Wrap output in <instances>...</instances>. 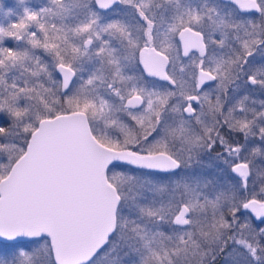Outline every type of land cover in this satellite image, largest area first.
Wrapping results in <instances>:
<instances>
[{
    "label": "snow or ice",
    "instance_id": "obj_1",
    "mask_svg": "<svg viewBox=\"0 0 264 264\" xmlns=\"http://www.w3.org/2000/svg\"><path fill=\"white\" fill-rule=\"evenodd\" d=\"M0 17V264H264V0Z\"/></svg>",
    "mask_w": 264,
    "mask_h": 264
},
{
    "label": "rangeland",
    "instance_id": "obj_2",
    "mask_svg": "<svg viewBox=\"0 0 264 264\" xmlns=\"http://www.w3.org/2000/svg\"><path fill=\"white\" fill-rule=\"evenodd\" d=\"M4 2L7 5H12L14 3V0H7ZM49 2H50V0H29V4L31 6L43 5V4H46ZM105 38H107V37H105ZM7 42L8 41L6 40L5 43L7 44ZM13 43H15V42H13ZM98 43H99L98 41H94V44H98ZM90 47H92V46H90ZM91 67H93V65H91V63H88V62L85 63V65H84L85 71L83 73L85 78H87V74H88L87 70ZM95 67H99V65H95ZM79 75H80V73H78V76ZM74 79H76V78L74 77ZM256 97H257V99L261 98L259 96L258 92L256 93ZM218 148L219 147H217L216 151L218 150ZM194 170L198 174L202 173L204 175H207L210 179H215L217 181H220L222 179L223 182H225V183H227L229 181L230 176H234L233 174H231L228 167L223 164L222 160L216 159V153H214V152L211 153L210 155H205L203 157L201 164L197 165ZM161 175H163V174H161Z\"/></svg>",
    "mask_w": 264,
    "mask_h": 264
},
{
    "label": "flooded vegetation",
    "instance_id": "obj_3",
    "mask_svg": "<svg viewBox=\"0 0 264 264\" xmlns=\"http://www.w3.org/2000/svg\"><path fill=\"white\" fill-rule=\"evenodd\" d=\"M4 1H7V0H4ZM121 7H124V6H121ZM128 11H131V10L129 9ZM101 12H105V10H101ZM115 15H116V14H114V13L107 12V13H106V18H107V17H113V18H115ZM0 20H2V17H0ZM176 39H177V41L179 40L178 37H177ZM178 46H179V48H180V56L183 57V46H182V44H180V45H178ZM173 54H175V53L173 52ZM190 55H198V53H196V50L193 49L192 52L190 53ZM137 59H138V53H137ZM183 60H184V62H188V57H183ZM88 63H90V62H88ZM91 65H92V64H91ZM140 67H141V69H142V66H141V65H140ZM149 79H150V80H155L156 78H149ZM221 151H222V149H221V148H218V150L215 151L214 153L221 152Z\"/></svg>",
    "mask_w": 264,
    "mask_h": 264
},
{
    "label": "water",
    "instance_id": "obj_4",
    "mask_svg": "<svg viewBox=\"0 0 264 264\" xmlns=\"http://www.w3.org/2000/svg\"><path fill=\"white\" fill-rule=\"evenodd\" d=\"M142 66V65H141ZM239 162V161H238ZM229 171H230V169H229ZM231 174H233V175H235L234 173H231Z\"/></svg>",
    "mask_w": 264,
    "mask_h": 264
}]
</instances>
